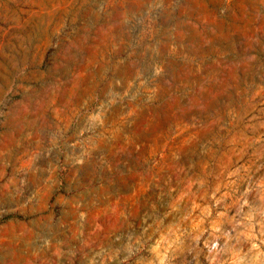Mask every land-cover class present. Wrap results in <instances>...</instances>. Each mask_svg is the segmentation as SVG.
Returning <instances> with one entry per match:
<instances>
[{"label":"rangeland","instance_id":"1","mask_svg":"<svg viewBox=\"0 0 264 264\" xmlns=\"http://www.w3.org/2000/svg\"><path fill=\"white\" fill-rule=\"evenodd\" d=\"M0 264H264V0H0Z\"/></svg>","mask_w":264,"mask_h":264}]
</instances>
